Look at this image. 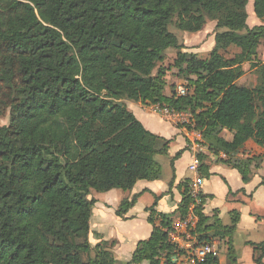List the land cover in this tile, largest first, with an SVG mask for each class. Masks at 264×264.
I'll return each mask as SVG.
<instances>
[{"label":"trees","instance_id":"trees-1","mask_svg":"<svg viewBox=\"0 0 264 264\" xmlns=\"http://www.w3.org/2000/svg\"><path fill=\"white\" fill-rule=\"evenodd\" d=\"M248 1L0 0V113L9 110L8 124H0V264H116L109 242H89L91 190H131L138 180L158 178L155 157L169 147L124 99L189 109L204 146L226 154L224 162L246 179L255 156L238 153L249 140L264 148V62L256 60L264 0H252L259 20L252 27ZM175 17L187 32L215 22L206 58L183 51L169 29ZM230 48L238 51L226 57ZM168 49L179 51L173 64L190 83L178 98L163 92L165 68L153 72ZM244 63L257 74L254 87L237 83ZM224 129L232 139L221 135ZM186 187L181 214L191 201ZM136 197L123 199L116 214L122 217ZM196 212L201 241L227 237L235 261L238 214L222 226L209 221L202 204ZM171 221L161 216L124 264H174L164 231ZM250 244L255 263L264 264V241ZM208 261L218 264L216 256Z\"/></svg>","mask_w":264,"mask_h":264},{"label":"crops","instance_id":"crops-1","mask_svg":"<svg viewBox=\"0 0 264 264\" xmlns=\"http://www.w3.org/2000/svg\"><path fill=\"white\" fill-rule=\"evenodd\" d=\"M166 83L163 92L171 96L173 90L167 93ZM122 101L147 130L168 139L169 147L166 154L155 157L160 165L158 178L138 180L131 190H91L95 202L89 219V242L92 246L101 241L109 242L116 263L131 259L138 243L149 239L154 226H159L161 216L173 220L181 215L179 204L186 185L188 188L193 179V173L188 169L192 152L189 135L192 132L151 112L147 106L149 102ZM179 151V157L173 159ZM202 154V213L209 221L217 219L222 226L231 223L233 213L238 214L231 238L235 261L227 256L229 239L212 238L220 243L218 264H256L250 243L264 241V164L253 163L254 158L243 180L236 168L224 162L222 153L213 154L205 146ZM133 195H137L135 202L119 217L116 211L120 202Z\"/></svg>","mask_w":264,"mask_h":264},{"label":"built area","instance_id":"built-area-1","mask_svg":"<svg viewBox=\"0 0 264 264\" xmlns=\"http://www.w3.org/2000/svg\"><path fill=\"white\" fill-rule=\"evenodd\" d=\"M188 91L189 88L186 84H178L172 95L174 98H178L185 96ZM147 106L151 112L175 126L186 129H188L187 126H190L191 135L196 137L195 140L190 141L192 152L188 166V169L193 173V179L189 184L191 201L187 204L185 212L173 219L164 231L172 247L170 258L174 264H208L209 257H218L220 243L217 240L201 241V236L197 231L199 216L196 210L197 206L203 204L201 197L203 179L199 172L201 164L199 153H202L203 147H205L202 137L200 132L194 128L193 114L189 109L177 110L164 102L147 103ZM221 157L226 158V154L222 153Z\"/></svg>","mask_w":264,"mask_h":264},{"label":"rangeland","instance_id":"rangeland-1","mask_svg":"<svg viewBox=\"0 0 264 264\" xmlns=\"http://www.w3.org/2000/svg\"><path fill=\"white\" fill-rule=\"evenodd\" d=\"M246 10L248 13V18H247L248 26L251 27L254 26V24L259 23L254 12L252 11V0L248 1ZM176 22L177 19L175 17L169 29L171 32H173L176 35L179 43L184 45L185 49L183 51L193 52L196 53L200 58H206L214 44L215 22L211 20H207L205 25L198 32H187L184 30H180L176 27ZM237 51L238 50L235 48H230L228 51L224 53V55L226 57H232ZM178 52L179 51L175 49H168L165 52L164 61L162 63H157V66L153 71L155 73L158 66H163L165 68L167 93L174 90L175 86L178 84H186V85L190 84L189 81L179 76L178 69L173 64L175 58L178 56ZM256 60L259 62H264V39L261 41V43L257 48ZM242 68L244 69L245 73L237 80V83L239 85L248 86V87L256 86L258 83L257 74L254 69L250 68V63H244L242 65ZM8 122H9V110L7 109L0 113V124L7 125ZM186 130L188 131L189 129ZM221 135L225 139L230 140L231 137L233 136V133L224 129L221 132ZM189 136H190L189 137L190 141L196 139V137L192 136L191 134ZM158 156L159 155H157L156 158H159ZM252 156H255V160H254L255 162L253 163L258 164L257 162L259 163L263 162L264 164V148L255 145L252 141L249 140L247 141V144H244V147L240 150L237 157L240 159H244ZM91 256H94L93 251L91 252ZM158 258L160 262H163L165 260V256L163 255L158 256ZM116 264H124V262H117ZM141 264H148V263L147 261H144Z\"/></svg>","mask_w":264,"mask_h":264}]
</instances>
